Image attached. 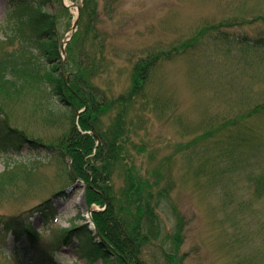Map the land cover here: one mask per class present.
I'll return each instance as SVG.
<instances>
[{
    "label": "rangeland",
    "instance_id": "374dc122",
    "mask_svg": "<svg viewBox=\"0 0 264 264\" xmlns=\"http://www.w3.org/2000/svg\"><path fill=\"white\" fill-rule=\"evenodd\" d=\"M47 1L62 44L79 9L63 77L77 75L109 105L91 126L108 145L116 139L107 185L114 206L126 197L155 208L158 239L144 246L143 264H166L165 252L178 264L181 257V264H264V114L242 121L264 104V48L252 47L264 40V0H63L67 12L61 0ZM16 17L0 0V58L21 51L17 40L3 43L13 38ZM155 57L139 96L117 101L140 64ZM26 85L15 95L0 92V123L36 144L0 145V174L9 165L24 172L0 195V221L25 220L40 238L16 242L2 232L0 264H85L76 237L65 248L62 240L48 246L60 228L81 227L88 217L82 183L52 156L83 110ZM46 200L53 221L35 214Z\"/></svg>",
    "mask_w": 264,
    "mask_h": 264
},
{
    "label": "trees",
    "instance_id": "16d2710c",
    "mask_svg": "<svg viewBox=\"0 0 264 264\" xmlns=\"http://www.w3.org/2000/svg\"><path fill=\"white\" fill-rule=\"evenodd\" d=\"M47 2V0H9V5L17 16L14 34L18 35L16 40L20 42L21 51L11 55L3 54V57L0 58V92L5 95H15L23 91L24 86H27L26 83L31 81L46 89L49 95L53 96L57 103L67 110L75 107L79 110L83 109V113L79 115L77 126L72 123V129L68 136L61 139L63 141L59 144L57 141L53 146L56 156H52L62 162L70 160L71 166L66 167L67 176L73 182L82 183L87 208L91 206L104 208L102 212L94 213L91 216L99 242L95 241L96 238L91 237L87 226L63 229L59 238L63 244H68L73 237L78 238V251L84 258L85 264H95L99 260L102 264H143L142 250L144 246L158 239L156 235L159 225L156 220L155 208H152L148 203L142 207L140 199L132 203L126 197H124L125 203L114 206L115 199L112 201L111 187L107 185L110 182L108 166L116 139L109 140L112 146L108 145L101 134L93 132L91 126V120L95 119L96 113L98 115L106 112L109 105L103 106L96 102L93 92L83 85L85 81L77 75L72 76L68 81L63 77L60 42L55 31L56 17L53 9L46 6ZM190 44L192 45V43ZM156 60L159 58H150L140 64L141 68L130 82L128 93L120 99L122 102H131L135 96H139L138 94L148 84ZM56 62L60 64L59 71L53 66ZM135 69L136 66L133 70L135 71ZM263 114L264 104L257 105L251 112L242 116V121ZM235 125L241 126V122L236 120ZM225 126L219 128L218 133L226 131L223 129ZM0 127L1 139L10 140V142H4V145L12 142L14 146L26 143L31 150H34L35 142H28L21 134L19 138H13L10 129L1 123ZM89 132L92 133L88 134ZM18 165L31 173L21 164ZM8 169L0 174V195L3 194L6 185L13 178L20 175L19 173H24L20 167H16L14 171ZM129 187L134 190L136 183ZM138 187L144 188L143 182ZM116 202L118 201L116 200ZM126 208L130 210V214L133 213L132 218L126 215ZM36 213H41L45 218H52L54 212L49 200L42 202L36 208ZM2 232L10 233L16 241L22 237L26 240L38 238V234L30 228L25 220L0 221V234ZM174 245L178 247L177 244ZM164 254L167 259L166 264H178L175 253H171L170 256L166 252ZM180 261L182 262V258Z\"/></svg>",
    "mask_w": 264,
    "mask_h": 264
},
{
    "label": "water",
    "instance_id": "95a60500",
    "mask_svg": "<svg viewBox=\"0 0 264 264\" xmlns=\"http://www.w3.org/2000/svg\"><path fill=\"white\" fill-rule=\"evenodd\" d=\"M64 54V53H63Z\"/></svg>",
    "mask_w": 264,
    "mask_h": 264
}]
</instances>
